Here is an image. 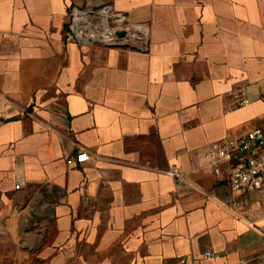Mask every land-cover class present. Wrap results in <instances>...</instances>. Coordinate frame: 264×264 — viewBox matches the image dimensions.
I'll return each mask as SVG.
<instances>
[{"label":"crops","instance_id":"1","mask_svg":"<svg viewBox=\"0 0 264 264\" xmlns=\"http://www.w3.org/2000/svg\"><path fill=\"white\" fill-rule=\"evenodd\" d=\"M75 8L148 35L69 41ZM255 129L264 0H0V264L258 261L264 201L209 166Z\"/></svg>","mask_w":264,"mask_h":264},{"label":"built area","instance_id":"2","mask_svg":"<svg viewBox=\"0 0 264 264\" xmlns=\"http://www.w3.org/2000/svg\"><path fill=\"white\" fill-rule=\"evenodd\" d=\"M124 33L120 36L119 33ZM148 28L132 24L128 17L117 14L111 9L102 8L98 11L85 8L72 10L67 29L69 41H81L88 44L115 45L121 41H130L137 36L148 35ZM244 100L241 105H247ZM89 159L86 152L67 159L69 165L82 164ZM213 174L221 177L229 173L228 188L232 194H240L245 201L250 195H258L264 201V130L255 129L238 139L224 140L214 143L210 149V164ZM180 181L183 174L173 173ZM22 185L18 183L16 189ZM237 203V202H236ZM239 205V203H237ZM255 224L251 223L253 226ZM263 254L259 260H250L244 264H264V234L262 235ZM206 260L221 261L220 254L207 252Z\"/></svg>","mask_w":264,"mask_h":264},{"label":"water","instance_id":"3","mask_svg":"<svg viewBox=\"0 0 264 264\" xmlns=\"http://www.w3.org/2000/svg\"><path fill=\"white\" fill-rule=\"evenodd\" d=\"M119 35H120V36H123V35H124V33H123V32H122V33H119Z\"/></svg>","mask_w":264,"mask_h":264}]
</instances>
